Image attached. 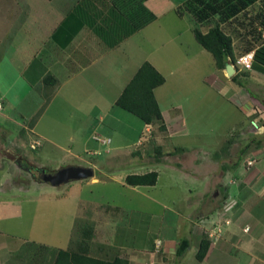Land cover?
<instances>
[{
    "label": "rangeland",
    "instance_id": "374dc122",
    "mask_svg": "<svg viewBox=\"0 0 264 264\" xmlns=\"http://www.w3.org/2000/svg\"><path fill=\"white\" fill-rule=\"evenodd\" d=\"M189 1L177 7L174 2L179 0H152L151 10L157 18L137 31L134 38L124 42L115 53V57L124 62L120 77L125 80L134 62L145 60L167 78V83L157 91L160 107L170 109L171 116L167 120L173 117L174 128L177 126L176 116L183 119L185 126L184 131L175 132L172 138L165 123V129L160 127L162 122L148 124L138 136L144 122L117 106L114 110L119 112L114 116L118 121L112 123V129L99 131L101 135H95V140H87L91 124L81 121L80 109L61 96L49 107L47 100L43 104L26 101L21 105L23 108L17 106L16 109L9 98L6 101L0 99L3 104L0 108V200L19 202L22 212L21 217L9 222L0 221V231L4 233L3 238L0 237V245H4L1 251L7 248L14 251L10 261L16 262L12 264H28L26 261L29 264H51L56 250L38 247L39 241L51 248L67 249L77 246L76 241H83L82 234L94 256L100 255L108 260L119 256L129 260L132 251L126 246L129 252L124 253L121 248L126 240L130 248L134 246L133 254L141 264H151L152 260L156 264H179V257L169 256L162 246L155 247L159 241L155 243L156 239L163 242L165 237L183 234L187 227L183 217L190 182L182 171L193 170L194 159L192 153H184V150H178V146L196 144L207 160L208 154L219 151L229 142L226 146L229 153L219 154L221 166L218 170L214 169L212 162L200 170L210 173L206 176L209 180L213 177L216 180L214 175L226 170L223 165L238 161L255 138L263 142L262 147L256 145L254 148H264V112L247 104L250 95L264 98V75L236 68L240 75L248 72L240 77L243 85H239L232 79L236 72L229 77L226 70L219 71L212 54L195 39L193 27L206 31L221 16H213L199 24L188 9ZM263 8V2L259 0L222 23L226 32H231L233 22L241 25V29H235L240 35L233 34L235 60L245 53L247 47H255L264 39L261 36L256 40L253 36L264 31L258 18ZM116 69H110L111 76ZM229 87L240 94L233 96ZM36 88L49 98L53 87H48L43 80ZM20 89H13L12 94H20ZM112 92L109 86L102 94L110 96ZM113 113L111 111L110 115ZM2 114H9L8 118ZM254 124L257 125L255 130ZM120 142L121 145H117ZM205 152L208 153L206 157ZM257 158H260L257 165L264 166V151ZM17 160L51 173L69 165L90 167L94 175L53 186L41 180V171L35 170L32 174L21 168ZM245 165L250 166L248 162ZM154 170L159 177L153 186H130L125 182L128 174ZM199 191L195 190V197L199 196ZM194 213L195 210L191 215L188 213L194 222L193 227L188 223V229L195 231L191 243L198 245L207 234L203 231L201 235L196 234L197 216ZM106 238L117 242L118 246L112 241L107 243ZM97 249L102 252L96 253ZM156 249L158 251L151 255L150 252ZM188 250L181 264H203L193 250ZM221 262L234 264L226 256L204 264Z\"/></svg>",
    "mask_w": 264,
    "mask_h": 264
},
{
    "label": "crops",
    "instance_id": "0c3cea01",
    "mask_svg": "<svg viewBox=\"0 0 264 264\" xmlns=\"http://www.w3.org/2000/svg\"><path fill=\"white\" fill-rule=\"evenodd\" d=\"M151 1L145 2L150 10ZM184 1L186 0H179V2L174 3L178 7ZM78 2L79 0H0V99L6 101L9 98L12 107L16 109L17 106L23 108L21 105L26 101H33L35 104L42 102L43 104L47 100L49 107V105L54 104L57 97L61 96L66 101L74 103L77 109H80L81 121L91 124L87 140L89 138L95 140V135H101L98 134L99 131L106 132L112 129V123H117L118 120L114 116H117L119 112L114 110L117 107L116 101L144 61L134 62V67L127 80L121 78L120 72L123 74L125 65L121 59L115 57V53L118 52L124 42L134 38L135 34L116 47H108L88 25L73 14L72 10ZM261 34L264 38V31ZM234 43L235 40L233 45ZM262 44H264V39L260 40V43L248 52H253L255 55L256 48ZM121 53L119 55L123 58ZM104 59L105 61H103ZM110 62L111 66H109ZM232 64L236 72L234 73L239 74L238 70L241 69L237 60ZM112 68H117L113 76L110 75ZM248 72L264 75V73L253 69ZM48 74L54 75L58 82L53 88L47 85L52 90L50 97L46 98L38 92L36 87ZM166 83L167 78L163 85L155 89L157 100V91L161 90ZM109 86L112 87L113 94L103 96V91ZM17 87L21 88L18 91L20 94L15 96L12 94V90ZM94 89L95 91L92 93ZM233 90L230 88V93L237 96L239 91L235 90L234 92ZM249 97L251 98L247 104H250L251 108L255 107L254 100L264 101L263 97L252 95ZM111 111L114 112L112 116L110 115ZM169 111L170 109L162 110L164 123L169 132V137L172 138L175 132L184 131L185 126L182 124L183 119L176 116L177 126L174 128L171 123L173 117L167 120V117L171 116ZM18 113L19 115L25 114L24 112ZM3 115L8 118L9 114ZM111 117L114 119L110 120ZM38 118L35 122V129ZM106 121H110V123ZM147 125L144 123L138 136ZM254 125L256 126L254 127L255 130L257 125ZM105 139L109 138L105 137ZM110 141L108 144L111 143ZM262 142L260 138H255L251 146H247L248 148L242 152L239 160L233 165H223L226 170L219 174L216 173L214 176L217 179L215 180L213 177L214 180L211 179L212 181L206 179L210 173H203L200 170L207 168L208 163L211 162L212 165H215L212 168L218 170V167L221 166L220 155L213 157L218 150L210 155L205 152L204 156L206 157L208 154V158L204 160L202 152L196 144L178 146L184 149V153H192L194 159L192 161L194 169L182 171L185 179L190 182L185 199L187 205L184 206L186 215L183 217L187 227L181 235L165 237L163 242L160 239L155 240V243L158 240L161 241L159 246L164 248L165 253L175 257L180 240L187 238L190 241L188 251L193 250L196 255L200 242L198 245L191 243L195 231L192 228L188 229L189 222L193 227L192 223L194 222L189 215L195 210L194 215L197 216L196 234L201 235L203 231L210 240V247L205 258L202 261L198 260L199 262L209 263L212 259L226 256L231 258L234 264H264V166L257 165L260 163V158L257 157L264 151V148H261ZM117 145H121V142ZM256 145L261 147L254 148ZM245 162H248L250 166H246ZM166 165L169 166V164ZM207 171L210 170L207 169ZM227 173L228 175H226ZM212 188H215V191L212 190L213 193L210 194ZM195 190H200L197 192V194L199 193L197 197L194 196ZM18 204L20 203L0 200V221L9 222L15 217H21V206L19 208ZM0 234V237L3 238L4 233L0 231ZM105 240L107 243L112 241L108 238ZM125 241L124 247L121 248L124 253L132 251L133 257L129 254L130 264H141L133 254L134 246L130 248ZM112 242L117 245V242ZM39 243L38 247L56 251L61 249L60 247L51 248L40 241ZM3 246L0 245V264L16 262L10 261L14 251L10 248L1 251ZM126 246H128L129 251ZM159 246L156 243L155 247L160 248ZM193 246L194 248H192ZM157 251L156 249L150 253L153 255ZM182 261L183 258H180L179 264ZM149 263L156 264L153 260Z\"/></svg>",
    "mask_w": 264,
    "mask_h": 264
},
{
    "label": "trees",
    "instance_id": "16d2710c",
    "mask_svg": "<svg viewBox=\"0 0 264 264\" xmlns=\"http://www.w3.org/2000/svg\"><path fill=\"white\" fill-rule=\"evenodd\" d=\"M146 1L79 0L72 12L88 25L104 44L113 48L157 18L156 14L146 6ZM257 1L259 0L189 1L188 9L192 11L196 22L199 24L207 22L213 16H221V19L210 25L206 31H201L196 26L193 28L195 39L204 49L212 54L215 66L219 71L225 70L228 63L236 62L233 34L236 36L240 35L238 29H241V25L233 22L231 24L233 27L231 32H226L222 27V23L238 16ZM262 2L264 7V0ZM258 18H260V22L264 27V8L259 12ZM236 28L238 29L235 30ZM261 33L258 32L257 36L252 34L256 40H259L262 35ZM252 47H247L245 52L250 51ZM252 69L264 73V44L255 50ZM247 74L248 72H244L241 75L237 73L232 79L243 85L240 77H244ZM43 80L47 85L52 87H55L58 82L52 74H48ZM165 82L166 77L151 62L144 61L123 89L116 104L120 108L139 117L145 124L162 122L160 127L165 129L163 112L155 96V89ZM228 143L223 145L215 155L227 153L228 149L226 146ZM178 150L184 149L179 147ZM17 162L21 168L32 174H34L35 170L42 171L25 161L17 160ZM158 177L159 173L155 170L140 174L132 173L125 177V182L130 186H153L157 183ZM82 238L87 241L83 234L81 235ZM84 240L76 241L78 243L77 246L58 249L52 264H130L128 259L119 256H116L113 260H108L100 255L94 256L90 254L91 249ZM189 246V239H181L176 250V257L182 258L189 249ZM209 247L210 240L207 237H203L196 253L197 260L202 261L205 258ZM95 252L101 253L102 251L97 249Z\"/></svg>",
    "mask_w": 264,
    "mask_h": 264
},
{
    "label": "water",
    "instance_id": "95a60500",
    "mask_svg": "<svg viewBox=\"0 0 264 264\" xmlns=\"http://www.w3.org/2000/svg\"><path fill=\"white\" fill-rule=\"evenodd\" d=\"M226 72L228 76H232L235 72L234 65L228 63L226 66ZM94 175V171L90 167H82L76 165L65 166L54 173L41 171V180L45 183H49L53 186H59L63 183L88 178Z\"/></svg>",
    "mask_w": 264,
    "mask_h": 264
},
{
    "label": "built area",
    "instance_id": "2783aa9c",
    "mask_svg": "<svg viewBox=\"0 0 264 264\" xmlns=\"http://www.w3.org/2000/svg\"><path fill=\"white\" fill-rule=\"evenodd\" d=\"M254 61V53L253 52H247L241 55L237 59V64L239 65L240 69L242 71H250L252 70V64ZM253 104L255 107H257L261 112H264V101L254 100ZM1 108V103H0ZM160 241L157 242V245H160Z\"/></svg>",
    "mask_w": 264,
    "mask_h": 264
}]
</instances>
